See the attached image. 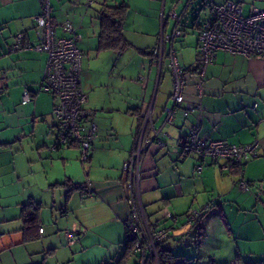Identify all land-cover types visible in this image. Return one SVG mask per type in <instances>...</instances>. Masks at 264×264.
Returning <instances> with one entry per match:
<instances>
[{"label": "crops", "instance_id": "1", "mask_svg": "<svg viewBox=\"0 0 264 264\" xmlns=\"http://www.w3.org/2000/svg\"><path fill=\"white\" fill-rule=\"evenodd\" d=\"M223 1L50 0L57 34H63L61 25L69 21L78 36L85 106L93 111L97 125L94 149L81 162L76 144L53 148L51 112L56 99L39 90L47 55L8 50L16 33L36 40L34 18L41 12V2L0 0V255H7L5 264L43 260L68 264L87 251L92 252L84 257L88 263L119 260L127 246L123 222L129 214L122 165L140 132L153 140L164 132L169 135L162 147L152 142L142 155L140 199L151 223L164 225L165 212L183 215L193 204L212 201L216 209L207 211L199 222L204 235L218 214L223 221L227 217L229 224L236 214L238 223L230 224L231 231L234 235L238 231L243 241L232 254L212 264L237 257L264 261V58L218 50L202 76L196 70L199 24L209 5ZM250 1L264 6V0ZM120 7L126 48L98 50L101 13ZM173 9L181 15L182 34L173 42H164V50L172 47L184 67V103H197L201 109L186 115L177 111L165 123L172 76L167 59L159 64L152 50L177 25L170 15ZM119 65H124L123 71L111 70L108 83L103 80L97 85L99 67ZM128 78L129 85L119 84ZM199 82L200 92L196 89ZM25 88L32 100L23 103ZM192 125L207 139L259 142L256 154L243 166L242 177L250 182L249 190L239 189L235 167L223 168L224 161L212 164L182 151ZM197 165L200 171H195ZM86 182L88 188L83 190L81 185ZM29 201L40 203L41 226L38 239L23 241L21 208ZM183 220L180 217V225ZM69 221L82 230L72 243L62 234V225ZM192 233L187 226L175 227L161 247L173 254L177 242Z\"/></svg>", "mask_w": 264, "mask_h": 264}, {"label": "built area", "instance_id": "2", "mask_svg": "<svg viewBox=\"0 0 264 264\" xmlns=\"http://www.w3.org/2000/svg\"><path fill=\"white\" fill-rule=\"evenodd\" d=\"M41 12L34 18L37 38L35 41L26 40L23 33H16L9 51L33 50L47 55L39 90L51 93L55 99L52 109L55 135L53 148L68 145L73 142L79 147V158L85 162L94 149L97 125L93 119V111L85 106L86 94L81 87V59L77 41L78 36L69 21L61 25L62 35H58L51 21L50 0H40ZM170 15L179 24L181 15L174 9ZM182 34L177 25L171 33L164 35L159 44L152 50L159 64L164 58L172 76V92L170 104L165 108L164 122L172 120L178 111L182 115L201 109L197 103H184L183 88L185 85L184 70L178 62L175 50L170 47L164 50V42H173ZM224 50L232 54H241L246 57L264 58V6L251 5L248 13H243L240 2L225 0L220 4L209 5L204 19L201 21L198 33L199 61L197 72L202 76L206 66L212 62L215 53ZM201 91L200 82L196 84ZM32 100L31 92L23 90L22 102ZM167 133L153 138H144L140 132L135 140L134 148L123 162V171L126 175L127 200L129 214L124 220L126 242L130 245L133 264H159V246L171 237L175 227L195 226L203 217L211 203H206L199 209L189 207L183 215L182 225L180 218L171 212H165L170 220L169 226H155L145 214L141 203L140 182L142 153L147 151L152 142L162 147ZM164 139V140H163ZM259 142L254 140L245 144L229 143L225 139H207L199 136V127L192 125L189 128L187 139L182 145L185 154H196L200 158H207L210 163L218 164L224 161L223 168L238 165V187L242 191L249 190V183L242 177L241 163L255 155ZM197 165L195 171H200ZM88 188V187H87ZM81 229L66 228L62 234L68 243H72L81 233ZM166 256L171 257V253ZM234 262V261H233ZM231 264H235V263ZM99 264H119V260H107Z\"/></svg>", "mask_w": 264, "mask_h": 264}, {"label": "rangeland", "instance_id": "3", "mask_svg": "<svg viewBox=\"0 0 264 264\" xmlns=\"http://www.w3.org/2000/svg\"><path fill=\"white\" fill-rule=\"evenodd\" d=\"M214 1L219 2L221 0H214ZM233 1H236V0H233ZM241 1L243 5V13L247 14L248 9L252 5V1L250 0H241ZM255 5H259V4H255ZM204 9L205 7L202 10ZM123 66L124 65L122 66L119 65V66H115V68L111 67V69L106 68L104 70L101 67H99L97 70V74H96L97 85L99 86L100 84L104 83L103 80L108 83V81L110 80L111 70H116V72H119L120 70L123 71ZM129 82H131V80L128 78L126 79V82L122 83V80L121 82L119 81V84L125 87L129 85ZM113 89H114V92L118 93L117 86H115ZM120 90L123 93L124 88H121ZM86 178L89 179L88 174ZM261 198L264 199V194L261 195ZM211 202L205 200V201H202L200 204H193L191 205V207L199 209L204 204L211 203ZM213 209H216V207L214 205L213 206L211 205L208 211H211ZM226 219L224 218V221L221 220L219 217V214L215 216L213 220H211V222L209 223V229H207V232L205 234V241L202 243H196V240L198 239H196L192 235L193 233L189 236H183L182 241L177 242V248L173 250V255L183 257L185 259V264H212L213 262L214 263L220 262V260H222V257L224 258V256L226 257L229 254H232L234 252L235 246L238 244L240 245L241 243H243V241L239 239L238 231H236L235 235L232 234V231H231L232 229H231L230 224L231 223L233 224V222L238 223L237 215L234 214L230 218V222H231L230 224ZM72 222L73 221H69L68 224L62 225V226H65L63 227V229L72 228V227L73 229H77L76 227H74ZM187 227L189 229H193L195 226L191 225ZM80 234L81 233H79L78 236ZM76 238H79V237H76ZM46 253L48 252L46 251ZM87 253H92V252L87 251L86 253H81V254L79 253V256L75 257L74 262L71 261L68 264H94V263H88V261L86 260L87 258H84L85 255H87ZM42 255L44 256L45 254H42ZM6 259H7V255H0V264H5ZM133 262H134V258L131 257L129 260L126 261V264H133ZM232 262L233 261L230 260L225 264H231ZM233 263L238 264L236 263V261H234ZM221 264H224V263H221Z\"/></svg>", "mask_w": 264, "mask_h": 264}, {"label": "trees", "instance_id": "4", "mask_svg": "<svg viewBox=\"0 0 264 264\" xmlns=\"http://www.w3.org/2000/svg\"><path fill=\"white\" fill-rule=\"evenodd\" d=\"M181 22V20H180ZM179 22V24H180ZM177 24V26L179 25ZM201 24V22H200ZM199 24V28H200ZM179 29H181L178 26ZM182 31V29H181ZM127 41L125 40L122 32H121V7L120 8H110L109 12H102L101 13V32L99 35V44H98V50H105V49H113L117 52H120L124 50L127 46ZM199 61V57H198ZM183 70L184 67L182 66ZM198 68V64L196 67V70ZM73 144V142H69L68 145ZM256 154V153H255ZM200 158V157H199ZM203 159V158H201ZM249 159V158H248ZM247 159V160H248ZM243 161L241 163V169L243 170L244 163L247 161ZM213 164V163H212ZM235 167V169L238 171V165H231ZM248 182V181H247ZM250 185V182H248ZM73 184V183H72ZM73 186H76L73 184ZM87 187V182L81 185V188L85 190ZM211 206V205H210ZM40 208V203H36L33 201H29L25 204L22 205L21 208V219L23 222L22 226V234H23V241H30V240H35L39 238V228L41 226L40 218H39V210ZM209 209V208H208ZM208 209L204 212V214L208 211ZM29 210H32L29 212ZM186 212L183 214L185 215ZM203 214V216H204ZM174 216L177 217H182L183 215H177L174 214ZM222 218V215H221ZM167 223L164 225H159V226H169L170 222L169 220L165 217L164 218ZM201 220V219H200ZM200 220L196 223L195 227L193 228V236L198 239L196 240V243H202L205 241V235L202 231V227H200L199 222ZM155 226H158L157 224H154ZM127 246L125 249V253L123 256L120 257L119 259V264H125L127 260H129L132 257L130 245L126 242ZM159 262L160 264H185V259L180 256H175L173 255L169 250L163 249L161 246H159ZM167 253H171V257L166 256ZM45 255L47 254L46 252L44 253ZM44 255V256H45ZM236 263L242 262L243 264H264V261H243L240 257H237ZM37 264H46L45 261L43 260L40 263ZM146 264H151V261H147Z\"/></svg>", "mask_w": 264, "mask_h": 264}, {"label": "flooded vegetation", "instance_id": "5", "mask_svg": "<svg viewBox=\"0 0 264 264\" xmlns=\"http://www.w3.org/2000/svg\"><path fill=\"white\" fill-rule=\"evenodd\" d=\"M144 152H145V151H144ZM144 152H143V153H144ZM143 153H142V155H143ZM141 157H142V156H141Z\"/></svg>", "mask_w": 264, "mask_h": 264}]
</instances>
